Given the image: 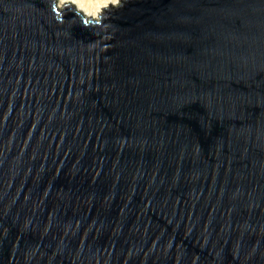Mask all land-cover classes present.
Returning a JSON list of instances; mask_svg holds the SVG:
<instances>
[{"label":"water","instance_id":"95a60500","mask_svg":"<svg viewBox=\"0 0 264 264\" xmlns=\"http://www.w3.org/2000/svg\"><path fill=\"white\" fill-rule=\"evenodd\" d=\"M74 16L0 0V264H264V0Z\"/></svg>","mask_w":264,"mask_h":264},{"label":"clouds","instance_id":"9594fccd","mask_svg":"<svg viewBox=\"0 0 264 264\" xmlns=\"http://www.w3.org/2000/svg\"><path fill=\"white\" fill-rule=\"evenodd\" d=\"M54 21L58 25L64 24V16L66 13H74L72 19L73 25L75 20H79L81 27L85 29H98L94 31L95 36H99V40L90 43V50L99 47L101 51H107L111 45L104 41H111L114 37V31L111 23H107L113 14L124 7L126 0H46ZM107 59V57H106ZM195 259H199L197 256Z\"/></svg>","mask_w":264,"mask_h":264}]
</instances>
